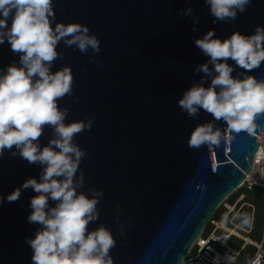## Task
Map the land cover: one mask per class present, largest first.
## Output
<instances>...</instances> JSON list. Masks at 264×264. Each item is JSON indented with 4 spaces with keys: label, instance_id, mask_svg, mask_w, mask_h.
I'll use <instances>...</instances> for the list:
<instances>
[{
    "label": "water",
    "instance_id": "water-1",
    "mask_svg": "<svg viewBox=\"0 0 264 264\" xmlns=\"http://www.w3.org/2000/svg\"><path fill=\"white\" fill-rule=\"evenodd\" d=\"M52 5L53 27L80 23L100 41L98 53H81L61 41V55L51 69L72 70V94L58 101L68 109L65 122L95 118L91 130L73 141L86 151L77 172V177L84 174L78 192H103L99 218L89 224V231L100 225L111 231L116 241L109 253L113 264H208L226 251L213 238L197 257L183 260L250 173L264 116L257 119L254 134L236 133L203 110L189 117L178 100L201 82L204 73L195 69L208 62L195 40L209 30L221 40L233 32L253 34L256 26H264V0H251L235 20L216 23L205 0H52ZM187 8L193 12L180 15ZM12 63L19 65V54L5 41L0 44V74ZM228 63L235 68L234 77L244 73L264 79V63L248 72L234 61ZM210 82L206 78L204 86ZM207 122L221 130V143L189 147L192 130ZM52 136V129L45 127L41 147ZM41 171L39 164L8 150L0 155V264H32L27 240L40 225L27 218L37 193L22 189L11 203L7 196L27 179L39 180ZM49 205L55 202L49 200Z\"/></svg>",
    "mask_w": 264,
    "mask_h": 264
},
{
    "label": "clouds",
    "instance_id": "clouds-1",
    "mask_svg": "<svg viewBox=\"0 0 264 264\" xmlns=\"http://www.w3.org/2000/svg\"><path fill=\"white\" fill-rule=\"evenodd\" d=\"M205 3L216 23L235 20L251 0ZM192 12L187 8L180 15ZM54 19L52 0H0V44L7 41L12 52L19 54V65L12 63L0 74V155L8 150L29 164L42 166L39 180L27 179L7 196V201H17L22 189L37 193L31 198L32 212L27 218L29 223L40 225L34 238L27 240L32 264H113L109 253L116 241L111 231L103 225L91 231L88 227L99 218L97 204L103 192L90 189L91 196L78 192L84 185V174L80 172L77 177V172L86 151L73 141L77 134L91 130L95 118L65 122L68 109L61 108L58 101L72 94V70L69 66L51 70L61 55L57 51L61 41L69 47L75 45L81 53L89 49L98 53L100 41L89 34L86 25L59 22L53 27ZM193 19L199 22L198 16ZM195 45L208 62L195 69L204 76L183 93L179 107L189 117L203 110L214 121H224L228 131L254 134L257 119L264 116V79L244 73L234 77L235 68L228 61L246 72L260 67L264 63V26H256L251 35L233 32L223 40L209 30L195 40ZM209 77L210 85L205 87L204 80ZM45 127L52 129L53 136L41 147ZM223 138L213 122L201 123L192 130L188 145L218 146ZM49 200L55 202L54 207ZM236 258H232L233 264Z\"/></svg>",
    "mask_w": 264,
    "mask_h": 264
},
{
    "label": "trees",
    "instance_id": "trees-1",
    "mask_svg": "<svg viewBox=\"0 0 264 264\" xmlns=\"http://www.w3.org/2000/svg\"><path fill=\"white\" fill-rule=\"evenodd\" d=\"M241 195H245V198L242 203L238 205V208L242 206V204H246L243 206L239 214L235 218V224H248L250 223L251 219L252 221V229L249 234V239L253 241V243H261L263 242V250H264V191L255 188L253 191H249L246 188H241L238 190L237 193H234L226 203H229L231 205L235 204V202L240 198ZM254 207V212L252 207ZM227 209L221 205L219 209L216 211L213 220L215 222H221L224 217L226 216ZM228 223V220L226 221V224ZM209 224L207 228H205L202 238L204 240H207L209 236L211 235L212 230L214 229V225ZM229 225V223H228ZM233 228V226H230ZM251 244H246L245 240L243 238L237 237V236H231L229 239V244H232V247L235 248V252H239L234 264H250L252 259L257 253V247ZM231 247V248H232ZM197 248H194L191 253L190 257L194 258L198 255ZM243 248V249H242Z\"/></svg>",
    "mask_w": 264,
    "mask_h": 264
},
{
    "label": "built area",
    "instance_id": "built-area-1",
    "mask_svg": "<svg viewBox=\"0 0 264 264\" xmlns=\"http://www.w3.org/2000/svg\"><path fill=\"white\" fill-rule=\"evenodd\" d=\"M257 141L260 144V147L254 156L251 171L248 175H246L245 181L239 186V188L237 190L244 187L249 191H253L255 188H258V189L264 191V132L257 135ZM234 193H232V194H234ZM232 194L226 198V200L224 201L225 204L223 203V206L227 209V213H226V216L224 217V219L221 222H215V221L210 222V223L215 225L216 230L219 229L221 225L225 226L224 224H226L227 220H230V223L233 226L232 229H234L235 231L240 230V227L237 226L234 222H235L236 216L239 214V212L241 211L243 206L246 205V204H242V206H240L239 210H237L238 205L243 202L245 195H241L240 198H238V200L235 202V204L231 205V204L226 203V202L232 196ZM251 207L254 209L253 206H251ZM236 210H237V212H236ZM230 231L232 232L233 230H229V233H228L229 236L227 237L228 240L231 238V236L239 237L237 233H235V232L231 233ZM199 238L202 239V235ZM227 238L224 241V243H225L224 246L226 247V250L232 249L231 247L228 246L229 242H228ZM243 239L246 242V244L244 245V247H245L247 245V243H249V242H247L248 239H245V238H243ZM208 241H209V239H207L206 241L201 240L202 243H205V246L208 243ZM216 241H218V240H216ZM197 244H198L199 248H201V250H202L203 247L200 246V243H197ZM257 249H258L257 253L254 256V258L252 259L250 264H264L263 242L260 246H257ZM190 253H191V251L189 252V254ZM227 254H228V251L224 252L221 255L222 257H220V259H217V261H216V258L213 256V258L210 260V262L208 264H233L232 261H233V259H235L238 256L239 252H235L236 256L230 262L224 260L225 259L224 257ZM188 256L185 257V259L183 260V263L188 259ZM198 264H201V263H198Z\"/></svg>",
    "mask_w": 264,
    "mask_h": 264
},
{
    "label": "rangeland",
    "instance_id": "rangeland-1",
    "mask_svg": "<svg viewBox=\"0 0 264 264\" xmlns=\"http://www.w3.org/2000/svg\"><path fill=\"white\" fill-rule=\"evenodd\" d=\"M244 188V187H243ZM238 192V190L237 191H235V193H237ZM233 195V194H232ZM225 204V203H224ZM248 206H250V205H248ZM251 207V206H250ZM240 208V207H239ZM239 208H237V210H239ZM253 209V208H252ZM237 210H236V212H237ZM253 212H254V209H253ZM252 221H253V219H251V221H250V223H249V225L248 224H245V225H243V224H238L237 226H239L240 227V230H238V231H235L234 229H230L231 227V223H230V220H228V223H229V225H228V223L227 224H224L225 226H220V228L219 229H217L216 230V227H215V225L214 224H211V225H214V229L212 230V232H211V235L209 236V238L208 239H216V240H218L219 238H225L227 235L229 236V234H226V233H229V230H233V232H236L237 234H238V236L240 237V238H245V239H248L247 240V242H249V243H253V241L251 240V239H249V234H250V232H251V229H252ZM209 226V225H208ZM207 226V227H208ZM231 232V231H230ZM233 232H231V233H233ZM227 236V237H228ZM226 240V239H225ZM227 240H228V238H227ZM198 242H200L201 243V241H199L198 240ZM203 244V243H202ZM262 244V242L261 243H253V245L254 246H260ZM228 245V244H227ZM198 246V244H195L194 246H193V248H192V250L194 249V248H196ZM229 246L230 247H232V244H229ZM233 249V250H232ZM232 249H229V250H226V251H228V252H230V256H232V258H235V252H234V250H235V248L234 247H232ZM243 249V248H242ZM200 250H201V248H199V246H198V248H197V253L199 254V252H200ZM232 250V251H231ZM188 259H191V257H190V254H189V256H188Z\"/></svg>",
    "mask_w": 264,
    "mask_h": 264
},
{
    "label": "bare ground",
    "instance_id": "bare-ground-1",
    "mask_svg": "<svg viewBox=\"0 0 264 264\" xmlns=\"http://www.w3.org/2000/svg\"><path fill=\"white\" fill-rule=\"evenodd\" d=\"M232 232H233V231H232ZM235 233H236V232H235ZM226 234H228V233H226ZM227 236H228V235H227ZM227 236H226L225 238L223 237L222 239L219 238L217 242H219L220 244H222V245L224 246V244H225L224 241H225V239L227 238ZM198 240L201 241L202 239L199 238ZM197 243H200V242L197 241ZM197 243H196V244H197ZM251 243H252V242H251ZM200 246L204 248V247H205V243L202 244V242H201V243H200ZM228 250H229V249H228ZM231 251H232V250H231ZM230 255H231V254H230V252H229V253L224 257V258H225L224 260H225V261H229V262L232 261V258L230 257ZM214 257L216 258V261H217V259H220V257H222V256H221L219 253H216V254L214 255Z\"/></svg>",
    "mask_w": 264,
    "mask_h": 264
}]
</instances>
